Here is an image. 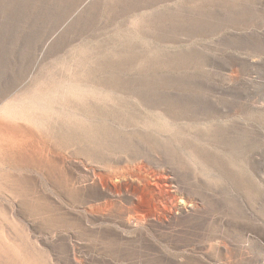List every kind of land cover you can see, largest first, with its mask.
<instances>
[{
  "label": "rangeland",
  "instance_id": "obj_1",
  "mask_svg": "<svg viewBox=\"0 0 264 264\" xmlns=\"http://www.w3.org/2000/svg\"><path fill=\"white\" fill-rule=\"evenodd\" d=\"M0 121V264H264V0H0Z\"/></svg>",
  "mask_w": 264,
  "mask_h": 264
},
{
  "label": "bare ground",
  "instance_id": "obj_2",
  "mask_svg": "<svg viewBox=\"0 0 264 264\" xmlns=\"http://www.w3.org/2000/svg\"><path fill=\"white\" fill-rule=\"evenodd\" d=\"M76 88V87H75ZM77 88H79L77 86ZM60 90V89H59ZM67 90V89H66ZM80 92V91H79ZM37 95V94H36ZM81 95V94H80ZM29 97V96H28ZM27 97V98H28ZM41 97V96H39ZM37 97V98H39ZM80 97V96H79ZM78 97V98H79ZM32 99V98H31ZM42 99V98H40ZM29 100H30V97H29ZM30 102V101H29ZM28 102V103H29ZM35 106V105H34ZM30 107V106H29ZM30 110V109H29ZM26 111V109H25ZM30 112V111H29ZM27 115H28V111H27ZM41 134V133H40ZM45 134V133H44ZM48 136V135H47ZM29 138L31 137V133L27 130H24L23 128L19 127V126H16L15 124H11L10 122H1L0 121V156L2 157V168L5 169L6 168V165L8 164L7 161H8V149H10V146L12 145V142H15L16 144V141H20V139H26V138ZM41 137V135H40ZM46 138V137H45ZM31 139V138H30ZM39 139V137H38ZM33 140V139H32ZM23 141V140H22ZM31 141V140H30ZM47 142V141H46ZM22 143V142H21ZM14 144V145H15ZM23 144V143H22ZM33 144V143H32ZM40 144V143H39ZM38 144V145H39ZM19 145V144H18ZM17 146V145H16ZM20 146V145H19ZM18 146V147H19ZM27 146V144H26ZM31 146V144H30ZM17 147V148H18ZM22 147V146H21ZM41 147L43 149V151L45 152L46 156L49 157L50 156H53V157H58L57 160L59 161H63L64 163L67 161V158L66 157H63L64 159H62V154L60 153H57V150L51 146L50 144L48 145L47 143L44 142V140L42 141L41 140ZM33 148V147H32ZM35 148V147H34ZM21 149V148H20ZM24 149V148H23ZM26 149V148H25ZM39 149V148H38ZM15 150V149H14ZM28 150V149H27ZM22 151V150H20ZM19 151V152H20ZM26 152V150H24ZM29 151L30 150V147H29ZM35 151V150H34ZM9 152V151H8ZM22 153V152H20ZM31 153V152H30ZM40 153V152H39ZM24 154V153H23ZM28 154V153H27ZM34 155V154H33ZM27 156V155H26ZM43 156V155H42ZM64 156V155H63ZM37 157V156H36ZM40 157V156H39ZM26 158V157H25ZM41 158V157H40ZM50 158V157H49ZM54 159V158H53ZM52 159V161H53ZM55 160V159H54ZM25 161V160H24ZM42 161V160H41ZM19 162H22V161H19ZM16 163V162H15ZM29 163V161H28ZM48 163V162H47ZM55 163V162H54ZM53 163V164H54ZM13 164V163H12ZM32 164V163H31ZM45 164V163H44ZM69 164V163H68ZM11 165V164H10ZM21 165V164H20ZM46 165V164H45ZM27 166V165H26ZM42 166V165H41ZM50 166V165H49ZM48 166V167H49ZM54 166V165H53ZM63 166V165H62ZM33 167V166H32ZM36 167V166H35ZM34 167V168H35ZM39 167V166H38ZM55 167V166H54ZM53 167V169L55 170V168ZM57 167H58V164H57ZM44 168V167H43ZM50 169V168H49ZM48 169V170H49ZM58 169V168H57ZM65 169V168H64ZM47 170V169H46ZM57 171V170H56ZM67 172V171H66ZM8 173V172H7ZM1 174V173H0ZM4 174V173H2ZM43 174V173H42ZM68 176V175H67ZM11 177V175H10ZM18 178V177H17ZM40 178V177H39ZM63 178V177H62ZM13 179V178H12ZM66 179V178H65ZM103 179V178H102ZM68 180V179H67ZM113 180V179H111ZM1 192H0V226H1V234H2V240H3V243H4V252H6V246H7V242H8V234L7 232L9 231L8 226H9V214H10V207H12V202H11V195L14 194L16 196V194H19V192H10L9 191V188H11V186H13L11 183V179L9 177H7L6 175L1 177ZM19 181V180H17ZM109 181V180H108ZM22 182V181H21ZM20 182V183H21ZM31 182V181H30ZM29 182V183H30ZM40 182V181H39ZM63 182V181H62ZM111 182V181H110ZM14 183V181H13ZM16 183V182H15ZM99 183V182H98ZM113 184V183H112ZM25 185V184H23ZM22 185V186H23ZM28 185V184H27ZM38 185V184H36ZM65 186V182L63 184ZM67 185V184H66ZM15 186V185H14ZM63 186V188H65ZM20 187V186H19ZM27 187V186H26ZM53 188V187H52ZM13 190V189H11ZM52 190V189H51ZM18 191V190H17ZM54 191V190H53ZM69 191V190H68ZM21 193V192H20ZM21 195V194H20ZM50 195V194H49ZM14 197V196H13ZM28 197V196H27ZM48 198V197H47ZM25 199V198H24ZM27 199V198H26ZM47 201V200H46ZM60 201V200H59ZM15 203V202H14ZM33 203V202H32ZM31 204V203H30ZM46 204V203H45ZM53 204V202H52ZM45 206V205H44ZM49 206V205H48ZM51 206V205H50ZM45 208V207H44ZM50 208V207H49ZM47 209V208H46ZM49 211V210H48ZM12 217V216H11ZM10 241V240H9ZM8 252V251H7ZM6 254V253H5ZM8 254V253H7ZM3 256V255H2ZM9 257V256H8ZM6 261V260H5ZM6 263V262H5ZM4 264V263H3Z\"/></svg>",
  "mask_w": 264,
  "mask_h": 264
}]
</instances>
